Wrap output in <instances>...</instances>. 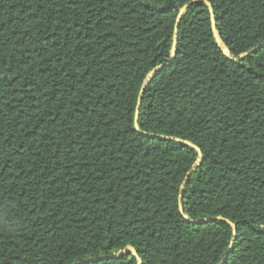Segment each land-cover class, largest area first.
Wrapping results in <instances>:
<instances>
[{
    "label": "trees",
    "instance_id": "obj_1",
    "mask_svg": "<svg viewBox=\"0 0 264 264\" xmlns=\"http://www.w3.org/2000/svg\"><path fill=\"white\" fill-rule=\"evenodd\" d=\"M190 1L0 0V264H264V46L189 7L134 129ZM206 1L264 43V0ZM146 135L201 151L182 212L196 155Z\"/></svg>",
    "mask_w": 264,
    "mask_h": 264
},
{
    "label": "water",
    "instance_id": "obj_2",
    "mask_svg": "<svg viewBox=\"0 0 264 264\" xmlns=\"http://www.w3.org/2000/svg\"><path fill=\"white\" fill-rule=\"evenodd\" d=\"M195 4H204L207 9H208V13H209V17H210V24H211V32L213 35V38L215 40V43L217 44V46L220 48V50L222 51L223 55L230 61L232 62H236V61H240L241 59L245 58L247 55L257 51L258 49L262 48L264 46V43L261 44L260 46L249 50L246 53H242L240 55H238L237 57H233L232 54L222 45V40L216 30V19H215V15H214V11H213V7L212 5L207 2L206 0H191L190 2H188L187 4H185L182 8H180L178 10V13L176 15V19H175V24H174V30H173V35H172V44H171V50H170V55H169V59H168V63L163 64V65H159L157 67H155L154 69H152L146 76L145 82L142 85L138 98H137V103H136V108H135V114H134V129L136 131H139V124H138V119H139V111H140V103H141V99L143 96V92L145 90V88L147 87L148 84L151 83V81L156 77V75H158L164 68H166L167 66H170L172 61L175 58L176 55V43H177V32H178V28H179V24H180V20L181 17L184 15V13L189 9V7L195 5ZM147 137L150 138H157V139H161V140H166V141H173V142H178L181 143L183 145H185L186 147L192 149L196 155V162L194 164V166L192 167V169L188 172V174L186 175V178L184 179L183 183L180 186V195H179V211L182 212L183 208H182V204H181V200H182V191L188 181V178L191 176V174L194 172L195 168L197 166H199L202 156H201V151L200 149L195 146L194 144H192L191 142L188 141H183L177 138H172V137H165V136H160V135H146ZM213 221H223L225 223H227L232 231H233V235L235 236L236 233V229H235V225L233 223H231L228 220L222 219V218H213V219H203V220H198V221H194V224H207ZM232 251V244L230 245V247L228 248L225 256H228ZM126 254H131L133 255L135 258H137L138 260V264H141V260L139 259L137 252L135 251L134 248H132L131 246H127L124 249L118 251L117 253L110 255V256H105V257H100V258H94V259H88L85 260L83 262L77 263V264H91V263H96L99 262L101 260H108V259H118L120 257H122L123 255ZM224 256V258H225ZM224 258L222 259V261L220 262V264H224Z\"/></svg>",
    "mask_w": 264,
    "mask_h": 264
},
{
    "label": "snow or ice",
    "instance_id": "obj_3",
    "mask_svg": "<svg viewBox=\"0 0 264 264\" xmlns=\"http://www.w3.org/2000/svg\"><path fill=\"white\" fill-rule=\"evenodd\" d=\"M224 264H228L227 256H225V258H224Z\"/></svg>",
    "mask_w": 264,
    "mask_h": 264
}]
</instances>
